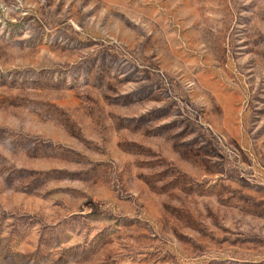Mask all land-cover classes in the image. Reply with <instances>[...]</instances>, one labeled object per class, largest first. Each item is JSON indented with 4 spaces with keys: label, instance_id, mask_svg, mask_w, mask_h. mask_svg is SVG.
Returning <instances> with one entry per match:
<instances>
[{
    "label": "rangeland",
    "instance_id": "obj_1",
    "mask_svg": "<svg viewBox=\"0 0 264 264\" xmlns=\"http://www.w3.org/2000/svg\"><path fill=\"white\" fill-rule=\"evenodd\" d=\"M0 264H264V0H0Z\"/></svg>",
    "mask_w": 264,
    "mask_h": 264
}]
</instances>
